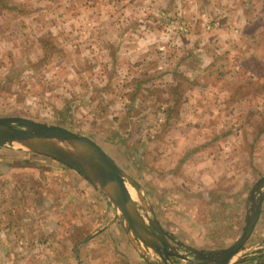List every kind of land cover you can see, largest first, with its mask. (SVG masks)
<instances>
[{
	"label": "rangeland",
	"instance_id": "1",
	"mask_svg": "<svg viewBox=\"0 0 264 264\" xmlns=\"http://www.w3.org/2000/svg\"><path fill=\"white\" fill-rule=\"evenodd\" d=\"M173 1L134 0V3L142 5L143 11L140 9L138 15H119L124 22L119 31L129 30L135 25L134 28L146 33L156 25L157 30L165 35L164 39L157 40V46L154 45L153 52L149 54L151 61L146 74L131 72L129 57L118 60L124 52H119L118 58L112 62L111 59H103L99 46L94 43L95 48L89 43L96 34L87 33L82 20H72L70 16L64 17L62 25L61 22L53 23L51 28L41 31L45 37L43 42H47L48 52L51 51V60L44 67L46 71L36 78L27 76L21 81L12 71L15 64V67H29L34 57L30 51L31 43L28 46L26 39L21 40L20 45L25 43L23 46L27 47L23 52L25 58L21 59L20 54L16 58L9 47L3 46L5 42H1L0 114L26 116L96 136L99 144L109 150L143 186L157 219L177 240L181 251L187 250L182 243L201 249L222 248L232 243L243 230L245 217L239 224L237 216L241 208L236 200L240 196L242 204L243 191L248 193L264 175V143H259L255 149L260 154L254 157L255 169L252 161L246 163L250 156L239 162V157H235L233 152H224L223 157L231 161L226 167L232 169V172L227 170L231 186L217 187L220 197L217 203L208 197H200V193L195 197L193 189L182 188L179 191L180 188L176 187L182 174H186L175 155L181 143L176 146L172 137L159 141L155 135L161 134L168 126L172 132L195 135L199 133L198 129L209 127L204 124L206 117L200 115L201 102L194 93L207 94L204 86L216 71L213 67L218 62L207 60L200 54L204 49L196 39H216L218 32L214 28L220 25V21L215 25L214 21L220 18L223 9L210 14L205 10L196 12L197 8L187 6L189 0H180L182 7L187 8V12L181 13L177 1L176 10L173 8ZM202 13L205 14V22ZM50 18L56 20L55 13ZM198 23H201L200 27ZM66 44L69 47L67 52L64 51ZM94 48L96 56L92 52ZM219 48L211 45L209 50L216 53ZM81 49H89L91 54L80 59L81 54L77 53ZM62 53L71 60L68 66L72 69L66 72L59 68V63L66 61ZM121 62L124 66H119ZM102 68L106 72L98 74ZM204 71L206 74L203 76ZM104 73L105 81H102ZM135 76H138L137 80H134ZM115 81L118 89L110 94V85ZM164 85L169 89L167 93ZM184 97L195 99L190 108H181ZM131 102L138 103V106L131 109ZM253 102L264 107V97L262 102L257 98ZM122 110L126 111L124 115L120 113ZM180 110H183V124L173 123L179 120ZM167 111L171 124L163 127L160 123ZM240 111L235 106L223 111L227 123L235 124L233 129L230 125L229 130L236 132L243 123L250 124L249 116H260L259 121L264 118V108L249 110L248 122L242 120L239 123ZM188 121L197 122V127ZM259 126L264 127V123L258 122L256 127ZM214 158L220 157L216 154ZM248 166L253 171L249 173L248 181L242 184L243 188L239 185L241 181H235L233 186L231 179L235 168ZM190 175L187 174V180L191 179ZM220 193L223 194V208L219 202ZM180 196L182 200H179ZM112 213V205L104 194L75 169L47 155L32 152L17 142L0 145V219L3 216L6 225L3 230L5 225L2 224L0 232V264H97L94 259H104L109 264H126L117 249L112 251L111 246L120 242L112 236L113 228L107 225L106 231L99 228Z\"/></svg>",
	"mask_w": 264,
	"mask_h": 264
},
{
	"label": "crops",
	"instance_id": "2",
	"mask_svg": "<svg viewBox=\"0 0 264 264\" xmlns=\"http://www.w3.org/2000/svg\"><path fill=\"white\" fill-rule=\"evenodd\" d=\"M175 1H177L178 7H181H179L180 10L178 9V11L181 13L187 12V8L182 7L180 0L173 1L174 9L177 5ZM189 1L190 3L188 2L187 6L191 5V9L197 8L198 10H195L196 12L205 10L207 11L206 13L210 14L211 12L216 13L218 9H223L221 11L223 14L214 21V25L220 21V25L214 28V30L216 29L218 32L216 39H196L201 43L204 49L203 53L200 54L207 60H211L212 62L216 60L215 62H218L217 65L213 67L216 71L214 70L215 72H213V76L210 77L207 86H204L207 88V94L204 93L202 95L199 92V94L196 95V92L194 93L195 98L200 99V115L206 117L204 118L206 122L204 124L209 125V129L200 128L198 129L199 133L195 135V133L193 134L191 132H172L171 127L168 126V128H165V131L155 136L159 141H165L166 138V140H170L172 137L171 140L175 141L176 146L181 143L176 148L179 151H176L175 155L177 156V160L181 163L180 167L185 169L184 171L186 174L183 173L179 183H177L178 185L176 187L180 188L179 191L182 188H189L190 191L193 189L195 197L200 193V197H208L211 200H215L217 203L218 198H220L217 187L224 188L231 186L229 180H227V176L230 177V175L227 174V170L232 172V169H226L228 165L227 162L231 161L223 157V154H225L224 152L227 150L228 152H233L235 157H239V162H244L248 156H250L246 163H251L252 161L251 164L254 165V157L260 156L255 149L259 143H264V127H256L258 122L264 123V118L262 121H259L260 116L258 118L249 116L248 114L249 110H260L262 108V105L258 104V102L251 103L252 100L257 98L259 102H262L264 97V0ZM141 6L142 5L134 3V0H1L0 45L1 42H5L3 46L6 45L9 47L16 58H18L17 56L20 54L22 59L25 58L23 52L27 47L23 46L25 43L20 45V42L26 39L25 42L27 45H32L30 51L34 53V57L31 59L28 68L19 65L15 67L17 64L14 62L15 65L12 66V71L17 75L18 79L21 78V81L27 76L36 78L40 76V73L46 71L44 67L47 65V61L51 60V51L48 52L49 47L47 42H43L45 37L42 35L41 31L51 28L53 23L61 22L60 25H62V21H65L64 17L70 16L72 20H77L78 18V20H82L84 27L87 28V33L93 32L96 34L95 38L89 39V43L94 47L96 45L99 46L103 59L107 61L111 59L110 62H112L119 52H124V56L118 60H122L123 58L126 60V57H129L132 61L130 64L132 67H129L132 68V71H129L136 72L137 74H146L145 70L150 65L151 61L149 54L153 52V46L157 44V40L164 39L165 35L161 33L162 31L157 30L156 25L153 26L152 31L146 33H142L137 27L134 28L135 25L129 30L124 29L123 31H119L124 23L119 18V15L121 13H125L127 16L131 15V13L138 15V13L141 12ZM137 10L139 11L136 13ZM53 13H55L56 20L50 18L53 16ZM201 17L203 22H205V19H203L205 17L204 13H202ZM67 20L69 22L72 21L69 19ZM198 24L200 27L201 23ZM196 27L199 29L197 25ZM97 29H99V32ZM85 34L86 31H84V35ZM82 37L79 39H82ZM94 43L96 45H94ZM211 45H217L220 48L216 49V53L210 52L209 48ZM18 46H20L19 49ZM95 48L92 52L96 56L97 53ZM68 50L69 47L68 44H66L64 51L67 52ZM89 53V49H81L77 54H81V59L87 57L85 54L87 55ZM54 54L55 52L53 55ZM62 57L66 61L60 62L59 68H62L63 72L72 69L68 66V64L71 63L69 57L67 55L63 56V53ZM75 57L77 56L75 55ZM122 65L124 66L121 62L119 66ZM207 66L209 65L207 64ZM66 67L67 69H64ZM185 70H187L186 67ZM103 71H105V69L103 70L102 68L98 74ZM7 72H9V69ZM63 72L62 74L64 76L65 73ZM111 73L113 75V72ZM202 73L204 76L206 71ZM137 78L138 76H135L134 80H137ZM102 81H105V73ZM117 84V81H115L114 84L110 85V94L117 91ZM163 87L164 91L167 93L169 89L165 85ZM131 92L132 91L129 93ZM166 93H164V95ZM164 97H162V99L166 101ZM193 100L184 97L181 108L187 106L190 108V103ZM221 100L222 102H220ZM130 106L131 109H134L138 106V103L131 102ZM234 106L241 109L240 112L242 116H238L237 118L239 123H241L242 120L248 122V118H246L248 116L251 122L250 124L249 122L243 123L244 125L241 129L236 132L231 130V128L233 129L235 127V124L233 122H231V124L227 123L223 116L225 114L223 111L226 108H232ZM131 109L130 111H132ZM182 111L180 110L178 113L179 117L176 116L179 120L176 119L173 123L183 124ZM125 112L126 111L122 110L120 113L124 115ZM132 116L133 115H131V117ZM117 120L119 119L117 118ZM146 121L147 120L144 122ZM188 123L194 125V127H197L198 124L192 121H188ZM230 125H233V127L229 130ZM219 126L220 128L217 130ZM249 129H251V133ZM91 137L95 140L97 139L96 136L91 135ZM107 151L118 162L111 152L109 150ZM216 154H218L220 158H214ZM199 156L203 158L199 159ZM204 162L207 164L203 165ZM235 166H237V164ZM188 167L190 169H188ZM253 167L254 169L256 168L255 165ZM252 171L253 169L250 168V166L247 168L243 167V169L235 168V173L233 171L234 175L231 179L233 181V186L235 181H241L239 185H241L240 188H243L242 184L248 181L247 177L250 176L249 173ZM189 173L192 174L190 175L191 179L187 180L186 176ZM238 175H240V177H237ZM249 191L248 193L243 191V198H241L242 204L240 196L236 200L237 205L241 208L237 216L239 224L243 221L246 214ZM220 194L221 199L219 202L222 203L221 206L223 208V194ZM179 200H182L181 196ZM226 204H228L227 201ZM221 212L223 213L224 211ZM1 217L3 220L0 219V232L3 226L2 224L5 225L4 217ZM104 225L113 228L111 230L112 236L117 238V241L119 239L120 242L119 245L116 243L111 246L112 251L113 249H117L116 252L118 251L117 253L121 255L126 264H150L137 250L135 244L129 238L120 217L116 215L114 210L109 219L99 227L100 229L102 228V231H106L107 226L103 228ZM4 229H6V225L3 230ZM242 248L245 252V259L257 257L264 253V198L261 203L258 219ZM103 260L94 259L93 262H98L97 264H109V261ZM258 260L260 261L261 259Z\"/></svg>",
	"mask_w": 264,
	"mask_h": 264
},
{
	"label": "water",
	"instance_id": "3",
	"mask_svg": "<svg viewBox=\"0 0 264 264\" xmlns=\"http://www.w3.org/2000/svg\"><path fill=\"white\" fill-rule=\"evenodd\" d=\"M14 142L64 163L97 187L111 203L129 238L148 263L253 264L245 261L242 246L260 213L264 198V175L249 191L244 227L232 243L213 249H200L182 243L187 250L181 251L168 239L172 235L157 219L140 182L89 134L26 116L0 114V145ZM59 142H66L71 147L66 148ZM130 187L137 198L131 195Z\"/></svg>",
	"mask_w": 264,
	"mask_h": 264
},
{
	"label": "flooded vegetation",
	"instance_id": "4",
	"mask_svg": "<svg viewBox=\"0 0 264 264\" xmlns=\"http://www.w3.org/2000/svg\"><path fill=\"white\" fill-rule=\"evenodd\" d=\"M168 239L173 243V244H176V245H178V243L175 241V239L174 238H172V237H168ZM244 246V245H243ZM242 246V247H243ZM258 259H261L260 261L258 260ZM252 260H255V261H252ZM258 260V261H257ZM246 262H251V263H253V264H259V263H264V253H262L261 255H258L257 257H251V258H249V259H246L245 260Z\"/></svg>",
	"mask_w": 264,
	"mask_h": 264
},
{
	"label": "trees",
	"instance_id": "5",
	"mask_svg": "<svg viewBox=\"0 0 264 264\" xmlns=\"http://www.w3.org/2000/svg\"><path fill=\"white\" fill-rule=\"evenodd\" d=\"M262 108H264V107H262ZM171 110H172V108H171ZM262 113H263V111H262ZM175 122V121H174ZM167 124H171V119H170V115H169V112L167 111V115L164 117V119H163V121L160 123V125L161 126H166ZM159 125V126H160ZM158 134H156V136H157Z\"/></svg>",
	"mask_w": 264,
	"mask_h": 264
},
{
	"label": "bare ground",
	"instance_id": "6",
	"mask_svg": "<svg viewBox=\"0 0 264 264\" xmlns=\"http://www.w3.org/2000/svg\"><path fill=\"white\" fill-rule=\"evenodd\" d=\"M59 144L60 145H63L64 147H66V148H69V147H71L68 143H66V142H59ZM129 190H130V193H131V195L133 196V197H135V191H134V189L133 188H129ZM235 257V256H234ZM234 259V258H233Z\"/></svg>",
	"mask_w": 264,
	"mask_h": 264
}]
</instances>
